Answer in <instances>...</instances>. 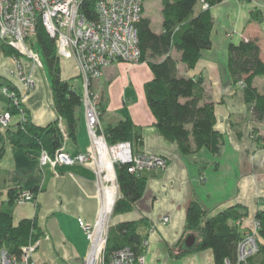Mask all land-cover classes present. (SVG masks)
<instances>
[{
    "label": "crops",
    "instance_id": "crops-1",
    "mask_svg": "<svg viewBox=\"0 0 264 264\" xmlns=\"http://www.w3.org/2000/svg\"><path fill=\"white\" fill-rule=\"evenodd\" d=\"M254 6L261 9L260 21H250ZM210 8L214 19L211 46L202 51L194 67L187 68L185 63L179 61L178 68L182 74L201 76L206 93L215 103L216 126L224 132V143L219 154L205 147L183 153L176 142L166 139L159 132L145 93V84L153 77L147 62L114 61L92 81L93 91L102 94L105 104L102 124L130 117L142 131L140 150L161 154L167 159L164 169L146 172L145 191L134 208L110 216V223L144 217L149 220L144 264H216L211 248L187 251L180 256L170 251L172 248L174 254H178L182 239L187 236L184 233L187 207L192 198L200 201L209 214L232 204L246 206L248 214L241 221V231L254 224L256 211L264 207V146H259L250 137L253 127L264 132V122L250 120L251 111L243 98L242 87L233 83L228 67L229 42H238L244 36L258 38L264 59V0H222ZM7 59L9 61L4 60L7 66L2 63L5 68L1 64L0 74L19 86L34 121L46 124L54 120L57 112L44 66L40 68L34 63L25 64L28 74L43 87L41 94L30 97L31 92L26 93L35 88L36 81L34 88L29 90L16 77H9L7 70L15 67V63L9 57ZM70 59L75 73H61L63 78L79 75L76 61ZM254 83L262 88L264 77L257 76ZM5 104L0 97V111L5 109ZM76 114V138L66 142V149L70 153L90 149L83 104ZM17 118L14 116L12 120ZM40 157V150L11 143L6 145L5 153L0 158V199L6 197V190L11 187L34 192L33 200H23L13 205V221L17 223L25 217L36 218L42 232L33 254L37 262L84 264L90 250V240L80 227L78 218L94 222L102 205L94 163L88 161L52 166L43 164ZM165 215H169L168 221H163Z\"/></svg>",
    "mask_w": 264,
    "mask_h": 264
},
{
    "label": "trees",
    "instance_id": "trees-1",
    "mask_svg": "<svg viewBox=\"0 0 264 264\" xmlns=\"http://www.w3.org/2000/svg\"><path fill=\"white\" fill-rule=\"evenodd\" d=\"M204 1L208 3V7L202 6V0H163L162 28L159 31L152 27L151 18L144 15L143 7V15L137 24L140 61L147 62L153 73V77L145 84V93L159 132L166 139L176 142L183 153L206 147L212 153L219 154L224 143V132L216 126L215 103L206 93L201 76L182 74L178 68L179 61L185 63L187 68L194 67L202 51L212 44L214 19L210 7L222 0ZM95 2L96 0H83L81 4V10L90 19L97 18ZM261 19V9L254 6L250 21ZM30 43L35 45L43 59L57 117L46 124L35 122L19 86L0 74V97L6 102L5 109L11 113L9 125L0 129V158L8 143L45 150L53 157L65 141V133L69 139L76 138V111L83 104L81 76L62 77L56 41L48 34L41 19ZM0 46L4 55L20 54L2 36ZM228 67L233 83L242 87L243 98L251 111L250 120L264 122V83L262 88L254 83L257 76L264 77V59L258 38L244 36L238 42L230 41ZM102 99L101 97L98 102L101 121L105 111ZM14 116H18L15 121L12 120ZM61 120L65 123L64 129L60 124ZM102 127L108 142L129 140L136 151L142 152V131L130 117L102 124ZM251 137L259 146H264V135L258 127L252 128ZM128 167V163L116 164L120 196L114 203L112 213L133 209L144 194L147 171L138 174ZM20 192L16 187L8 188L6 197L0 199V247L17 254L21 252L23 245L39 239L42 233L35 217H25L14 223L13 205L18 202ZM1 193L0 190V195ZM247 214L246 206L241 203L209 214L200 201L192 198L187 207L184 233H194L196 241L192 247H183L184 237L179 253L174 254L172 248L170 251L173 255L180 256L187 251L211 248L216 264H223L227 257L236 258L237 243L242 236L239 220ZM255 219L259 221V249L248 261L249 264H264V207L256 211ZM149 225L150 222L145 217L110 223L106 252L129 247L136 255L145 254Z\"/></svg>",
    "mask_w": 264,
    "mask_h": 264
},
{
    "label": "built area",
    "instance_id": "built-area-1",
    "mask_svg": "<svg viewBox=\"0 0 264 264\" xmlns=\"http://www.w3.org/2000/svg\"><path fill=\"white\" fill-rule=\"evenodd\" d=\"M82 1L0 0V36L22 56H28L37 62L41 55L32 48L30 42L36 35L37 24L41 19L48 34L56 41L58 55L76 61L83 84L82 103L91 140L90 149L70 153L66 149L69 137L65 133V141L53 157L45 150L41 151V162L52 166L88 161L94 163L102 205L94 222L78 218L80 227L90 240V250L84 264H144V254L136 255L129 247L106 252L110 216L114 203L120 196L116 164L128 163L130 171L141 174L164 169L167 159L161 154L136 151L129 140L108 142L102 127L98 95L90 88L93 79L101 76L104 68L114 61H140L137 24L143 15L144 0H96V19L88 18L81 10ZM202 6L208 7V3L202 0ZM15 62V67L9 68L8 76L16 77L26 88L33 89L35 80L18 70L21 68L17 64L18 59ZM10 122L11 113L6 109L1 110L0 129H5ZM60 124L64 129L63 120ZM108 189L115 192L106 212L104 195ZM33 199L34 193L24 190L20 192L18 202ZM169 219V215L163 217V221ZM241 221L242 219L239 220V225ZM259 241V221L255 219L252 226L242 231L237 243L236 258L227 257L223 264H249L250 256L259 249ZM38 243L39 239L28 242L21 247L19 254L0 247V264H41L33 257Z\"/></svg>",
    "mask_w": 264,
    "mask_h": 264
},
{
    "label": "rangeland",
    "instance_id": "rangeland-1",
    "mask_svg": "<svg viewBox=\"0 0 264 264\" xmlns=\"http://www.w3.org/2000/svg\"><path fill=\"white\" fill-rule=\"evenodd\" d=\"M162 7H163V0H144V14H146V15H148V16H150V17L153 18L152 27L155 30L156 29H159L161 27V23H162ZM31 46H32V48L34 50H36L35 45H31ZM15 56H16V58H15ZM15 56H13V55H11V56L4 55L3 52H2V50H1V46H0V67H1V64L4 63V60H8L7 57H9L10 61H12V63H15V64H16L15 60L18 59L17 64L19 63L21 65V68L18 69V70L19 71H22V72H24L26 74L29 73L25 69V64L26 63H34V64L38 65V67H40V68H42L43 66L45 68V65H44V62H43V59L42 58L39 61L36 62L32 58H30L28 56H22L21 54L15 55ZM60 59H61V70H62L61 73L63 75H69L71 73H75V70H73V67H71V63H72V60L71 59L61 58V57H60ZM4 64L6 65V63H4ZM2 66H3L2 68H5V66L3 64H2ZM9 71H10V69L8 68L7 72H9ZM16 73H18V72H16ZM28 75H30V74H28ZM18 78L20 79V76ZM35 81H36V86L33 89L34 91L31 90V91H29V92L26 93V95H28V93L31 92V94L29 95L30 97L33 94L39 95V94H41L43 92L42 84H39L36 78H35ZM82 86H83V84H82ZM90 88H91V90H93V87L92 86ZM4 92H6V91H4ZM96 94L98 95V98L97 99H98V102H99V100L102 97V94L100 92L99 93H96ZM260 132L262 133V131H260ZM250 137H251V133H250Z\"/></svg>",
    "mask_w": 264,
    "mask_h": 264
},
{
    "label": "bare ground",
    "instance_id": "bare-ground-1",
    "mask_svg": "<svg viewBox=\"0 0 264 264\" xmlns=\"http://www.w3.org/2000/svg\"><path fill=\"white\" fill-rule=\"evenodd\" d=\"M114 190L112 189H108L106 192H105V195H104V198H105V211L107 212L110 208V205L113 201V194H114Z\"/></svg>",
    "mask_w": 264,
    "mask_h": 264
},
{
    "label": "water",
    "instance_id": "water-1",
    "mask_svg": "<svg viewBox=\"0 0 264 264\" xmlns=\"http://www.w3.org/2000/svg\"><path fill=\"white\" fill-rule=\"evenodd\" d=\"M196 241V235L194 233H189L183 242V247H192Z\"/></svg>",
    "mask_w": 264,
    "mask_h": 264
}]
</instances>
